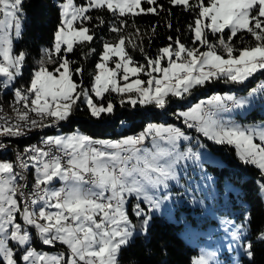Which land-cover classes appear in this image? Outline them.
Wrapping results in <instances>:
<instances>
[{"label":"snow or ice","instance_id":"6c2138e0","mask_svg":"<svg viewBox=\"0 0 264 264\" xmlns=\"http://www.w3.org/2000/svg\"><path fill=\"white\" fill-rule=\"evenodd\" d=\"M166 3L167 8L158 0H61L50 44L39 50L25 85L16 87L27 62V54L14 47L23 34L24 0H0V89H14L13 116H0V136L58 126L81 106L97 121L111 116L117 104L165 109L170 98L182 100L198 87L220 80L244 84L264 73V0ZM173 8L186 16V24L175 28L179 35H168L155 55L145 51L135 24L134 32L125 33L127 18L161 12L173 30ZM100 13L115 19L108 24ZM104 27L115 36L99 37L97 51L93 42ZM129 49L139 51L144 63ZM86 64L92 67L87 87ZM257 93L264 95V82L249 97ZM250 103L248 97L214 94L176 116L214 144L233 146L240 161L264 175V125L242 126L221 116ZM149 138L151 147H145ZM190 140L180 127L149 123L140 134L119 140H94L79 132L46 136L13 160L0 159V264H121L135 234L149 231L150 213L169 199L160 189L178 180L181 163L200 161L191 147L180 150V142ZM7 148L0 143V150ZM251 223L247 209L240 224L222 221L227 241L222 248L237 257L231 264H264V228L249 232ZM37 244L64 250L50 254L38 251ZM220 251L202 249L191 264H221Z\"/></svg>","mask_w":264,"mask_h":264},{"label":"trees","instance_id":"16d2710c","mask_svg":"<svg viewBox=\"0 0 264 264\" xmlns=\"http://www.w3.org/2000/svg\"><path fill=\"white\" fill-rule=\"evenodd\" d=\"M61 0H24L25 17L23 21V34L17 40L14 47L17 51H24L27 54V62L23 77L15 82L16 87L25 85L29 72L36 65L35 59L39 58V50L47 47L50 44L52 34L59 22L58 5ZM80 2V0H78ZM159 3L168 7L166 0H158ZM173 15L171 21L173 30L167 29L166 22L169 19L166 12H161L159 16L152 14L140 15L135 18H127L128 27L125 33L134 32L133 24L140 29L143 35L144 48L149 55H155L156 50L166 43L168 35L176 36L179 33L175 32V28H184L186 24V16L179 9H172ZM97 13L93 12L95 16ZM104 16L106 22L111 24L115 18L110 14L100 13ZM153 25H158L156 35L152 36L151 28ZM115 34L109 32L107 27L97 30V39L93 42V47L100 50V39H113ZM151 37V44L148 43ZM133 58L144 63L143 57L139 51L129 49ZM76 57H73L75 59ZM90 61H94L95 57H90ZM85 73V86H88L87 73L92 71V67L87 65ZM253 81L240 88L241 84L225 83L223 80L216 81L204 87H198L192 91L190 96H186L183 100H189L194 103L199 98L210 97L214 93H222L231 88L241 93L246 92L259 78H264V73L258 72L254 75ZM79 80V77H77ZM115 99V97H113ZM180 99L170 98L169 104L165 109H156L154 106H139L135 108L125 105L116 106L115 112L111 116L105 117L103 120H93L86 111L77 110L67 121L61 124L62 132H72L76 128L84 135H88L94 140H112L119 139L123 136H131L136 132L140 133L149 123H177L181 126L182 119H177L176 112L179 106ZM181 109L184 107L181 106ZM254 114L255 119H261V115L255 110L247 114L245 121L253 120L251 114ZM187 130V127L184 131ZM49 132L50 133H54ZM193 132V130H191ZM202 139V136L198 134ZM209 149L216 154H219L230 166L218 168L217 166H208L210 170L222 177V172L228 174V178L234 182L240 189L238 195L241 204L234 206L241 207L243 211L250 210L252 215V223L248 231L253 232L264 228V203L259 194V181L264 177L254 165L245 164L239 161L235 156V150L230 145L217 146L216 144L206 143ZM146 145V144H145ZM0 153V158L10 160L8 155ZM231 170V174L228 171ZM32 176V175H31ZM131 205V204H130ZM129 211L131 215V206ZM188 217V214H187ZM134 221L136 218L131 215ZM237 219H243L242 214L237 216ZM181 224H176L167 221L164 217L152 216L149 224V231L146 234L139 233L136 235L130 244L121 254V264H191L193 256L197 254L196 249L187 245L180 237L179 231ZM38 249V245H34ZM61 248V247H60ZM257 260H261L260 251L258 249Z\"/></svg>","mask_w":264,"mask_h":264},{"label":"rangeland","instance_id":"374dc122","mask_svg":"<svg viewBox=\"0 0 264 264\" xmlns=\"http://www.w3.org/2000/svg\"><path fill=\"white\" fill-rule=\"evenodd\" d=\"M38 59L34 60L35 64ZM253 79L254 78L252 77L244 84H241L240 88H244L245 85L249 82H252ZM262 82H264V78L257 79L254 83V86L250 87L244 93H241V91H237L235 89L233 90L232 88L222 93H214L233 94L237 97H248L251 100V103L244 109L222 113L221 116L226 120H231L242 126L258 127L264 125V95L257 93L254 97H249V93L251 92V90L253 88H256L257 85ZM207 98L208 97L199 98L194 103H190L189 100L180 99L179 106H183L184 108L181 109L179 107L177 109V112L186 111L188 108L194 106L202 100H206ZM253 110L258 112L262 118L255 119V116L252 113L250 116L253 120L245 121L247 114ZM164 125H174L176 127L179 126L178 122L165 123ZM191 130H193V132H191ZM76 132L82 133L77 128L72 132H62L61 127H57L54 133L47 134L46 136L71 135ZM185 133L189 137H191V140L187 142L181 141L180 150L184 151L186 148L191 147L194 152H198L200 154L201 159L198 163L185 161L177 167L178 180L169 181V188L167 190L161 188L159 191V195L161 197L167 194L169 195V199L166 201H162L160 209L153 210L150 215L164 217L169 222L181 224V229L179 231L181 239L187 245L196 249L197 251V254L193 256V258L197 257L202 249L209 251L220 249L221 251L218 259L221 261V264H231V261L237 257L235 253L229 254L224 250V248H222V246L226 247L227 243L226 234L223 231L222 221L231 220L235 224L241 223L242 219H237V216L239 214H242L243 217L244 211L241 207L234 206L235 202L237 203V205L241 204V200L238 195L240 189L234 182H232L228 178V174L225 173L224 170L221 171L223 173L222 177H218V175L214 174L208 167H230L219 154L213 153L206 144L214 143L207 140L202 135L201 139L198 136L199 133H197L194 129L187 128ZM124 137L127 136L120 137L119 139H122ZM201 145H203V147H201ZM144 146L151 147V138L148 139V144ZM235 156L240 161L239 157L237 156L236 150ZM228 173L231 174V170H229ZM262 176L264 177V175ZM258 184L259 194L264 203V192L260 190V185L264 184V181L260 180ZM193 199H195V203H193ZM200 201H203V204H201ZM134 203H136V201L134 198H132L131 204ZM141 206L145 208L147 207L143 203L141 204ZM133 222L139 229L140 220L136 218ZM139 233L140 232L138 231L135 236ZM43 247L44 248L37 250L42 252H49L50 254L60 252L57 250H53L54 247L45 245H43Z\"/></svg>","mask_w":264,"mask_h":264},{"label":"bare ground","instance_id":"6f19581e","mask_svg":"<svg viewBox=\"0 0 264 264\" xmlns=\"http://www.w3.org/2000/svg\"><path fill=\"white\" fill-rule=\"evenodd\" d=\"M14 89L10 88V89H0V115L3 117H12L13 113H12V105H13V101L11 100V98H14L13 95ZM63 123L60 122V124L58 126L55 127H48V128H44L43 130L40 131V138H44L47 135L48 131L51 130H55L57 127L61 126V124ZM181 125H184L183 122L181 121ZM186 126L183 127V131L185 130ZM141 133V132H140ZM139 133V134H140ZM135 134H132L131 136H134ZM146 144V143H145ZM26 145H33V138H26ZM17 152H23V146H21L20 144H12V150L9 149H2L0 150V153L6 154L8 155L10 160H13L15 158V154ZM6 155L5 158H6ZM31 170L28 174L29 177V184H31L32 182V176H31Z\"/></svg>","mask_w":264,"mask_h":264},{"label":"built area","instance_id":"2783aa9c","mask_svg":"<svg viewBox=\"0 0 264 264\" xmlns=\"http://www.w3.org/2000/svg\"><path fill=\"white\" fill-rule=\"evenodd\" d=\"M11 100L14 102V98H11ZM0 123H2V121H0ZM184 126L185 125H181L178 127H180L183 130ZM40 131L41 130H35V131H32V132H30L27 135L22 136V137H3V136H0V143L7 144L8 145L7 149H9V150H12V144H20L21 146H23V150H24L25 147L31 146V145H26V138H33V145H38L40 143V141L43 139V138H40ZM138 134H139L138 132L135 133V135H138Z\"/></svg>","mask_w":264,"mask_h":264},{"label":"crops","instance_id":"0c3cea01","mask_svg":"<svg viewBox=\"0 0 264 264\" xmlns=\"http://www.w3.org/2000/svg\"><path fill=\"white\" fill-rule=\"evenodd\" d=\"M55 130H51V131H48L47 134H49V132H53ZM1 159V158H0ZM58 186V185H56ZM38 245V249H42L44 248L42 244H37ZM61 247V248H60ZM53 250H57V251H63L64 249L62 248V246L60 245H57L56 247L53 248Z\"/></svg>","mask_w":264,"mask_h":264}]
</instances>
